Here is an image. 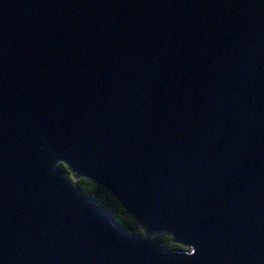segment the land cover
Instances as JSON below:
<instances>
[{
  "label": "water",
  "instance_id": "obj_1",
  "mask_svg": "<svg viewBox=\"0 0 264 264\" xmlns=\"http://www.w3.org/2000/svg\"><path fill=\"white\" fill-rule=\"evenodd\" d=\"M0 264H264V0H0Z\"/></svg>",
  "mask_w": 264,
  "mask_h": 264
},
{
  "label": "trees",
  "instance_id": "obj_2",
  "mask_svg": "<svg viewBox=\"0 0 264 264\" xmlns=\"http://www.w3.org/2000/svg\"><path fill=\"white\" fill-rule=\"evenodd\" d=\"M59 166L64 169L67 174H71L65 164L59 163ZM74 182L80 189L81 193L101 212L110 216L113 222L123 232L136 236L145 233L144 229L127 213L123 205L104 187L86 178L75 179ZM153 238L161 247L167 250L187 249L186 247L173 242L172 237L163 232L154 235Z\"/></svg>",
  "mask_w": 264,
  "mask_h": 264
},
{
  "label": "rangeland",
  "instance_id": "obj_3",
  "mask_svg": "<svg viewBox=\"0 0 264 264\" xmlns=\"http://www.w3.org/2000/svg\"><path fill=\"white\" fill-rule=\"evenodd\" d=\"M69 176L71 177L72 180H75V179H76L75 176H74L73 174H70ZM151 237H152V236H151ZM187 249H188V248H187Z\"/></svg>",
  "mask_w": 264,
  "mask_h": 264
}]
</instances>
